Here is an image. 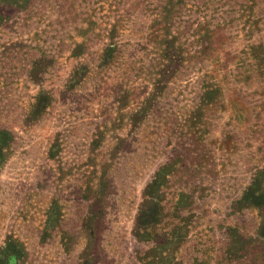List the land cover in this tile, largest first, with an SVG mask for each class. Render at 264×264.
Wrapping results in <instances>:
<instances>
[{
	"label": "rangeland",
	"instance_id": "rangeland-1",
	"mask_svg": "<svg viewBox=\"0 0 264 264\" xmlns=\"http://www.w3.org/2000/svg\"><path fill=\"white\" fill-rule=\"evenodd\" d=\"M0 264H264V0H0Z\"/></svg>",
	"mask_w": 264,
	"mask_h": 264
}]
</instances>
